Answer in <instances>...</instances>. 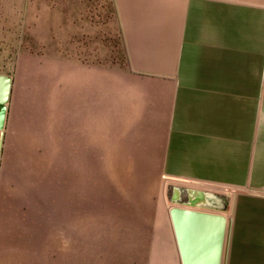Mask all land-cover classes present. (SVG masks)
<instances>
[{
  "label": "rangeland",
  "instance_id": "1",
  "mask_svg": "<svg viewBox=\"0 0 264 264\" xmlns=\"http://www.w3.org/2000/svg\"><path fill=\"white\" fill-rule=\"evenodd\" d=\"M76 64L128 65L115 0H0V72L15 79L0 166V264H185L174 212L228 220L233 198L251 195L182 189L156 151L115 134L102 146L71 112ZM228 243L227 234L222 264Z\"/></svg>",
  "mask_w": 264,
  "mask_h": 264
},
{
  "label": "crops",
  "instance_id": "2",
  "mask_svg": "<svg viewBox=\"0 0 264 264\" xmlns=\"http://www.w3.org/2000/svg\"><path fill=\"white\" fill-rule=\"evenodd\" d=\"M115 3L128 65L72 66V115L102 146L115 134L156 151L182 189H245L228 220L198 212L226 219L225 264H264V0Z\"/></svg>",
  "mask_w": 264,
  "mask_h": 264
},
{
  "label": "water",
  "instance_id": "3",
  "mask_svg": "<svg viewBox=\"0 0 264 264\" xmlns=\"http://www.w3.org/2000/svg\"><path fill=\"white\" fill-rule=\"evenodd\" d=\"M13 85L14 80L11 76L0 74L2 145ZM173 219L185 264H220L225 230L224 217L180 209L174 212Z\"/></svg>",
  "mask_w": 264,
  "mask_h": 264
},
{
  "label": "bare ground",
  "instance_id": "4",
  "mask_svg": "<svg viewBox=\"0 0 264 264\" xmlns=\"http://www.w3.org/2000/svg\"><path fill=\"white\" fill-rule=\"evenodd\" d=\"M226 220V219H225ZM225 228H226V225H225ZM226 230V229H225Z\"/></svg>",
  "mask_w": 264,
  "mask_h": 264
}]
</instances>
